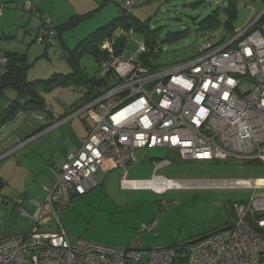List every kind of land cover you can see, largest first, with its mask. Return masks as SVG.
Masks as SVG:
<instances>
[{"label": "built area", "instance_id": "2783aa9c", "mask_svg": "<svg viewBox=\"0 0 264 264\" xmlns=\"http://www.w3.org/2000/svg\"><path fill=\"white\" fill-rule=\"evenodd\" d=\"M113 1L132 12L150 0ZM22 8L42 19L36 41L55 46L58 31L52 20L37 13L30 0ZM4 9L5 3L0 1V15ZM116 36L127 40L120 52L115 37H107L99 45L102 83L94 99L64 119L57 112L50 118L32 113L42 123L58 126L86 112L93 124L81 146L68 153L54 186L47 188L46 201L36 203L32 228L0 239V264H260L264 197H252L247 205L234 202L237 216L230 226L203 234L187 247L151 248L146 259L140 234L154 232V221L143 224L128 247L83 237L72 240L65 231L62 211L74 196L98 186L94 174L99 169L123 168L122 183L131 188L163 193L180 187L164 176L128 180L126 168L136 160L137 149L167 148L183 160L264 163V10L245 29H235L223 45L216 47L203 39L195 59L174 66L148 63L144 56L151 50L144 40L131 53L130 41L137 37L133 29L119 30ZM57 54L61 58L68 52L60 49ZM152 180L161 181L164 189L145 183ZM233 185L259 186L247 178L236 179ZM50 217L56 228L41 230L39 226Z\"/></svg>", "mask_w": 264, "mask_h": 264}, {"label": "rangeland", "instance_id": "374dc122", "mask_svg": "<svg viewBox=\"0 0 264 264\" xmlns=\"http://www.w3.org/2000/svg\"><path fill=\"white\" fill-rule=\"evenodd\" d=\"M54 1L59 2L55 5L56 15L49 11L45 17L63 27L55 46L38 43L36 20H31L32 15L16 10L10 14L9 9L15 8L12 3L5 15L0 16V36H11L0 40V74L5 70L2 57L6 51L27 54L31 64L29 80L49 79L55 74L73 72L75 67L69 58L78 45L121 10L113 0H96L97 5L92 0H71L78 11L69 0ZM231 10H235L233 17H230ZM263 10L264 0H154L135 7L132 12L141 20L149 21L151 29L157 31L155 51L149 55L151 64L167 67L195 59L203 39H209L216 47L223 45L232 35L233 28L245 29ZM15 11L23 17L13 14ZM215 19L218 21L213 26L204 29L208 20ZM66 21L71 23L67 28L64 25ZM177 33V38H166ZM141 40L143 37L137 35L136 39L130 41L131 53L136 52ZM60 49L67 50L68 56L60 58L57 54ZM78 62L86 76L99 75L98 61L94 56L84 53ZM87 90L84 81L59 85L54 91L45 93L46 104L64 119L82 106V98ZM15 95V91L9 88L6 96L0 99L1 104L7 106ZM92 124V119L82 112L58 126L53 127L51 124L40 130L44 124L32 118L28 112H22L8 123L6 129L1 130L0 140L7 138L5 142H9V148L12 145L8 138L18 136L23 142L29 141L30 147L18 156V166L14 160L15 153L1 159L0 165L3 163L4 170L19 169L24 175L32 167L36 172L44 169L46 173H53L55 166L62 164V156L67 149L77 143ZM8 148L7 152L12 149ZM135 154L136 160L126 168L128 180L164 176L177 181L180 187L163 193L152 189L121 187L125 172L117 168L109 173V187L96 186L83 195L74 196L69 206L62 211V226L72 240L83 237L128 247L138 235L139 228L154 221V232L144 231L140 234L144 249L142 253L146 259L151 248L172 245L187 247L191 240L221 229L224 222L232 221L237 216L232 206L234 202L247 205L252 197H264V184L248 187L233 185V181L240 178L264 182V163L183 160L175 151L159 147L137 149ZM95 177L98 178V175ZM217 185L219 187L215 188ZM11 186L12 183L4 185L0 198L7 195L8 198L29 200L28 194L31 192L27 190L30 187ZM163 200L167 201L166 205L162 204ZM1 205L3 203L0 204V238L24 234L32 228L33 222L28 214L18 212L13 204L9 208ZM21 206L27 208V212L32 208L26 204ZM260 233L264 238V229H260ZM260 264H264V256Z\"/></svg>", "mask_w": 264, "mask_h": 264}, {"label": "trees", "instance_id": "16d2710c", "mask_svg": "<svg viewBox=\"0 0 264 264\" xmlns=\"http://www.w3.org/2000/svg\"><path fill=\"white\" fill-rule=\"evenodd\" d=\"M120 9L121 14L119 16L94 30L78 45V49L76 48L77 50H75L73 55L69 58V61L75 67L74 71L69 74L59 73L55 74L49 79L29 80L28 70L31 64L28 62L27 54L6 51L4 53V57L6 59L5 70L0 74V98L6 96L7 90H9V88L13 89L16 95L11 99V102L7 106L3 107L0 105V128L9 122L14 121L22 112H28L31 116L32 113H37L45 116L46 118L52 117L55 111L48 108V105L46 104L45 93L54 91L59 85L62 84H79L84 81V83L88 86V90L82 98V105L94 99L98 95L97 87L98 85H101L102 80L99 76H86L78 64V59L82 54L88 53L89 55L94 56L98 61L100 58L99 45L105 38L114 37L115 31L118 29H133L137 35L143 37V40L150 48L151 53H154L157 40V31L151 29L149 21L141 20L139 17L135 16L133 12H126L121 7ZM234 11L231 12L230 17L235 16ZM70 21L64 24L65 28L71 24ZM217 21L218 19L208 20L204 29L210 28ZM229 23L230 20L228 21V24ZM56 28L59 32L61 29H63L61 26H56ZM178 33L174 34V36L168 35L166 38H177L179 37ZM231 33L232 35L234 34V28L231 30ZM4 38H11V36H0V40ZM115 39H117L119 44L117 51L120 52L121 49L124 48V45H126L127 40L123 36H116ZM67 56L68 54L66 57ZM144 58L148 63L151 64L149 55H145ZM32 118L35 117L32 116ZM60 118H63V116L60 115ZM50 125L51 124H44L39 129L43 130ZM248 162L255 163L256 161ZM4 185L5 181L0 176V195Z\"/></svg>", "mask_w": 264, "mask_h": 264}, {"label": "crops", "instance_id": "0c3cea01", "mask_svg": "<svg viewBox=\"0 0 264 264\" xmlns=\"http://www.w3.org/2000/svg\"><path fill=\"white\" fill-rule=\"evenodd\" d=\"M1 2L5 3V9H4V12L2 14V16L5 15L6 13V9H8L9 5L12 3V6H15V8L13 9H9L11 11H8L10 14H12V10H16V11H20V12H23V13H27V14H30L32 15V19L33 18L36 20L35 23H36V30H35V33L42 21L41 17L36 15L35 13H32V12H27L25 11L23 8H22V5L24 4V2L26 0H0ZM32 1L33 5H34V8L35 10L37 11V13L41 14V16L43 18H45V15H47V13H49V11H51V14L53 15H56L57 11H56V3H59V2H52V0H30ZM71 3V6L77 10V8L75 7V4H73V2L71 0H69ZM151 1H154V0H150L149 2ZM79 2V1H78ZM92 2L94 3V5H97V1L96 0H92ZM77 3V2H76ZM74 5V6H73ZM100 5V3L98 4ZM17 6H19V8H16ZM10 8V7H9ZM19 9V10H18ZM61 9V7H60ZM13 12V14L15 15H19V18H21V16L23 17V15L21 13L17 14V12ZM78 11V10H77ZM121 14V10L120 11H117L115 12L113 15V18L111 17L109 19V21H111V19H114L116 18L117 16H119ZM110 15V14H109ZM1 16V15H0ZM10 16V15H9ZM13 21V20H12ZM61 22L64 21V20H60ZM108 21V22H109ZM60 22V23H61ZM68 21H66L65 23H67ZM107 22V23H108ZM64 23V22H63ZM64 23V24H65ZM56 25V24H55ZM56 26H59L58 24ZM101 27V26H100ZM96 30V29H95ZM120 29H118L117 31H115L114 33V37H116V33L119 31ZM91 34V33H90ZM58 36H60V32L58 31ZM65 50V49H63ZM67 51V50H65ZM68 52V51H67ZM5 57L3 55L2 57V62L5 64ZM4 98V97H3ZM2 99V98H0ZM0 105L3 106V104H1L0 102ZM5 107V106H3ZM54 111V110H53ZM58 113V112H57ZM59 115H61L60 113H58ZM66 121V120H65ZM41 122V121H40ZM10 123V122H9ZM8 124L4 125L3 127L0 128V133H2L3 131H1L2 129H6ZM55 127V126H53ZM39 128V127H38ZM44 130V129H43ZM88 130V128H87ZM87 134V131L85 134H83L82 137H80L79 141L75 144H73L70 148L67 149V151L64 153V155L62 156V159H63V162L62 164H60V166H55L54 168V172L51 173V171L48 173H46L44 171V169H38V172H36V170L32 168H30L29 172L27 174H22V172L19 170V169H16V170H4V166H3V163L0 165V176L3 178V180L5 181V184H9V183H12L13 186L11 187H30L29 190H27L28 192H31V194H28V198L29 200L26 202V199L24 198H20V197H16V198H8L7 195H4L3 198H0V204L3 203V206L5 205V207L9 208L10 205H14V208L18 211V212H21V213H26L28 214L30 220L33 222L34 224V215L37 211V204L36 203H44L46 201V198H47V195H48V190L47 188H51L54 186L55 184V181L58 177V174H59V170L61 168V166L63 165V163L65 162L66 160V157L68 155L69 152L73 151V150H76L78 149L80 146H81V143H82V140L83 138L85 137V135ZM10 135H8L7 137H9ZM7 139V138H6ZM5 139V140H6ZM5 140H0V155L3 154L5 151L7 152L8 150L6 148H8V145H9V142H5ZM8 141H10V145H12L11 147L9 148H12L10 151L11 153H15V159L16 160V164L17 166L19 165V158L18 156L21 154V153H24L25 151L28 150V148L30 147L29 144V141H24L22 140V138L20 137H10L8 138ZM18 141V142H17ZM20 144V145H19ZM17 145V146H16ZM8 148V149H9ZM18 158V159H17ZM117 168L115 169H112L110 171H105L103 169H99L95 174H94V178L95 180L97 181L98 183V186L102 185L103 187H109V173L116 170ZM123 169V168H122ZM100 173V174H99ZM98 175V178H96L95 176ZM153 178V177H152ZM151 179V178H150ZM121 182H122V179H121ZM151 186H154L153 188L155 189H158V190H162L164 189L163 184L161 181H158V180H152V181H149V182H145ZM257 185H261V184H264V182L262 181H257L256 182ZM121 187H129L131 188L129 185H124L123 183H121ZM210 189H213L212 187H209ZM216 188V187H215ZM157 192V191H156ZM46 194V197L44 199V195ZM26 204L27 206L29 207H32L30 208V210L27 212V208L21 206V205H24ZM2 208V207H1ZM26 211V212H23ZM2 210H0L1 212ZM64 211V210H63ZM6 214V213H4ZM51 218V217H50ZM53 220L49 219L48 221H46L45 223L41 224L39 226V228L41 230H47V231H52L56 228V225L55 223H52ZM233 222V219L232 221L229 220L227 222H224L223 223V227L221 229H224L228 226H230ZM51 224H53V227H51ZM33 226V225H32ZM220 230V229H219ZM66 231V229H65ZM20 234V233H18ZM14 235H17V234H14ZM12 236V235H10ZM9 237V236H8ZM6 238V237H5ZM2 239V238H0Z\"/></svg>", "mask_w": 264, "mask_h": 264}, {"label": "bare ground", "instance_id": "6f19581e", "mask_svg": "<svg viewBox=\"0 0 264 264\" xmlns=\"http://www.w3.org/2000/svg\"><path fill=\"white\" fill-rule=\"evenodd\" d=\"M258 180H255V183L257 182ZM257 184V183H256Z\"/></svg>", "mask_w": 264, "mask_h": 264}]
</instances>
